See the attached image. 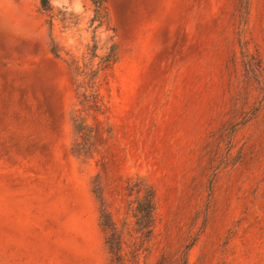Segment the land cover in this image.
Returning a JSON list of instances; mask_svg holds the SVG:
<instances>
[{
    "label": "rangeland",
    "instance_id": "374dc122",
    "mask_svg": "<svg viewBox=\"0 0 264 264\" xmlns=\"http://www.w3.org/2000/svg\"><path fill=\"white\" fill-rule=\"evenodd\" d=\"M48 2L0 0V264H119L98 174L122 264H155L166 233L187 264H264V75L243 67L264 72V0H105L101 24L91 0ZM128 178L155 191L150 242Z\"/></svg>",
    "mask_w": 264,
    "mask_h": 264
},
{
    "label": "trees",
    "instance_id": "16d2710c",
    "mask_svg": "<svg viewBox=\"0 0 264 264\" xmlns=\"http://www.w3.org/2000/svg\"><path fill=\"white\" fill-rule=\"evenodd\" d=\"M95 19L101 24L107 17V6L105 0H91ZM248 5V0H238V12L241 13L245 10ZM41 9L47 14H51L52 7L50 6L48 0H41ZM115 61V54L113 50L105 57L103 61V68H108ZM234 62L231 60V70L234 72ZM244 71L251 74L254 78L259 81L264 75L262 63L256 61L255 58L250 57L249 60L243 63ZM98 94L95 95L94 101L92 103L93 108L96 111L101 110V105H99ZM80 128V139L81 142H76L71 148V153L76 156L88 157L93 153L94 146L91 141V128L86 125L81 124ZM83 134V135H82ZM124 191L126 196L131 198L128 202V212L131 213V217L134 220L135 229H138L142 234L145 233L148 238V242L151 241L153 237L155 221H156V199L155 191L153 187L142 179L128 178L125 182ZM92 192L99 204V214H100V227L105 236V245L111 255L114 256L115 260L122 264V236L123 232L117 228L113 212L111 210V204L108 202L105 196V187L101 183L100 175L98 174L92 182ZM112 193L117 199L121 197V192L118 188L113 189ZM138 232V231H137ZM138 232V233H139ZM167 232V231H166ZM170 235L166 233L165 235V247L166 250L160 255L159 259L155 264H187V250L192 245H186L184 252L180 257H175L171 251H169Z\"/></svg>",
    "mask_w": 264,
    "mask_h": 264
}]
</instances>
